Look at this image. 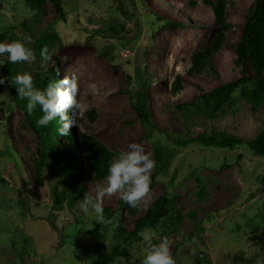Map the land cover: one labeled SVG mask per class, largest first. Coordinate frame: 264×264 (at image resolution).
I'll use <instances>...</instances> for the list:
<instances>
[{"label":"rangeland","instance_id":"374dc122","mask_svg":"<svg viewBox=\"0 0 264 264\" xmlns=\"http://www.w3.org/2000/svg\"><path fill=\"white\" fill-rule=\"evenodd\" d=\"M61 1L66 20L51 0L40 16L26 0H0L4 41L30 36L27 46L36 54L35 61L16 64L6 60L7 53L0 56V76L6 78L0 94L7 101H0V264H92L111 248L120 224L133 230L164 193L175 200L171 213L179 209L183 216L178 229H154V243L167 237L175 264H264V156L246 144L224 148L192 140L204 132L256 136L264 129V97L253 103L238 88L233 105L215 118L188 106L203 91L239 78L248 66L238 63L237 46L255 0H225V26L215 15L218 0ZM48 32L58 37L48 42L51 59L44 62L39 42ZM209 49L201 70L190 72L194 56ZM7 66L32 77H45L53 66L59 79L75 75L81 109L70 132L79 142L93 137L113 156L140 143L154 162V147L162 150L163 168L137 207L122 205L119 193L102 198L101 218L84 219L82 199L70 205L64 198L53 207L58 149L44 144L10 95ZM87 67L95 77L83 72ZM177 82L181 88L175 90ZM144 87L151 123L133 105ZM153 124L159 128L148 135ZM60 141L67 144L69 138ZM84 165L85 188L95 197L107 175H90ZM143 248L140 236L129 247L131 259L118 257L112 264H140Z\"/></svg>","mask_w":264,"mask_h":264},{"label":"trees","instance_id":"16d2710c","mask_svg":"<svg viewBox=\"0 0 264 264\" xmlns=\"http://www.w3.org/2000/svg\"><path fill=\"white\" fill-rule=\"evenodd\" d=\"M26 1L36 11L37 15L40 16L43 11V4L49 0ZM51 1L56 6L58 16L66 20L62 1ZM2 7L3 5L0 2V9ZM224 7L225 0H218L215 4L216 18L225 26ZM114 31L117 30L114 29ZM5 36L6 34L0 33V41H4ZM57 37L58 34L56 32L44 33L39 42L40 48L48 47V42ZM217 46L215 45L214 48ZM237 49L239 53L238 63L246 61L248 65L247 67H243L241 76L233 81L219 85L210 91H203L198 98L188 104L189 107L206 113L209 118H215L225 105H233V94L238 88H242L244 97L250 99L253 103L257 104L261 102L264 97V0H255L254 7L247 16L246 28ZM211 50L209 49L208 52L194 56L190 72H198L201 70ZM7 70L13 79L17 74H22L19 71H15L11 66H7ZM54 80H60L58 77V68L55 66H53L51 72L45 77L38 75L33 77L34 86L39 89L45 88L49 82ZM251 84L252 86H250ZM180 88L181 83L177 82L174 89L178 90ZM8 91L18 106L27 113V100L19 98L15 85L10 83ZM147 97L148 93L146 87H144L133 97V105L142 121L144 123H151V112L147 106ZM180 108L184 107L180 106ZM42 115L43 113L39 106H37L31 115L28 114V117L31 124L43 139L44 144L47 145L49 142L55 152L58 149L55 164L60 177V183L54 191L55 199L53 207L56 208L64 198L67 199L70 205H73L78 200L83 199L85 192H87L82 178L84 163L88 167V174L91 175L94 173L95 176L102 177L107 175L108 164L113 157V153L102 142L90 136L82 137L80 142L73 137L71 132L68 136H61L58 131L62 126L59 118L50 122L47 127L38 126L36 121ZM91 117L94 119L92 115ZM155 127L159 128V126L153 124L147 131V134L150 135L151 130ZM215 134L221 133L206 135L204 132L196 135L192 140L199 141L206 146L215 145L224 148H235L237 145L246 144L254 154L264 156V129L257 133L256 136L247 139L227 133H223L220 136H216ZM60 137H68V143H61ZM183 142L186 143L187 141ZM154 150L155 173L151 175L150 186L154 184L155 177L162 170L164 164L162 150L158 146H155ZM60 186L61 188L59 189ZM121 203L122 205L126 204L124 200H121ZM174 203L175 200H171L164 193L149 205L145 215L137 219L136 226L133 230H128L124 225L120 224L115 233V239L111 248L94 258L92 264H112L118 257L131 259L129 247L136 238L140 237V232L145 228H163V232L178 229L183 215L179 209H176L175 214L171 213V205ZM105 212H108V209Z\"/></svg>","mask_w":264,"mask_h":264},{"label":"clouds","instance_id":"9594fccd","mask_svg":"<svg viewBox=\"0 0 264 264\" xmlns=\"http://www.w3.org/2000/svg\"><path fill=\"white\" fill-rule=\"evenodd\" d=\"M31 43V37H24L23 40L11 42L0 41V56L7 53V61L16 64L21 61H35L36 54L27 44ZM40 56L44 62L51 59L48 47H43ZM68 60L67 56L61 57L62 62ZM6 78L0 76V85L5 84ZM11 83L15 85L17 95L20 99H26V111L32 114L39 106L43 115L37 119L38 126L47 127L50 122L59 118L62 126L59 128L61 136H68L70 128L75 123V116L81 109V102L78 99L80 85L75 75L65 76L63 79L49 82L43 89L36 88L31 74L25 72L17 74ZM93 92L97 86L91 85ZM0 101H5L3 94H0ZM11 105L9 104V107ZM72 110V116L69 115ZM155 162L151 154L146 152L144 146L133 142L128 145L127 151H120L109 161L106 176V185H96L95 197L91 191L85 192L83 199L79 202V208L84 219L90 215L96 218L103 216L102 198L119 193L130 207H137L141 199L149 192L151 184V172ZM156 231L152 228H145L140 232L144 242L143 255L140 264H175L170 251V240L161 237L159 243H154Z\"/></svg>","mask_w":264,"mask_h":264},{"label":"bare ground","instance_id":"6f19581e","mask_svg":"<svg viewBox=\"0 0 264 264\" xmlns=\"http://www.w3.org/2000/svg\"><path fill=\"white\" fill-rule=\"evenodd\" d=\"M88 69V67L87 68H85V70L86 71H83L84 73H88L91 77H95L94 75H95V73L94 72H92V71H90V70H87Z\"/></svg>","mask_w":264,"mask_h":264}]
</instances>
